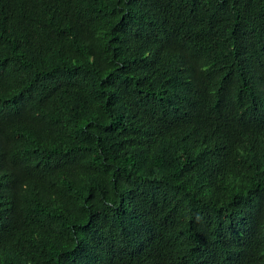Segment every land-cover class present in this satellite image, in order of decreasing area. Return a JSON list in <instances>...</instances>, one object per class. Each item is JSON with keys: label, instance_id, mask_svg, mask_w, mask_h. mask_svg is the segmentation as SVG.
I'll return each instance as SVG.
<instances>
[{"label": "trees", "instance_id": "obj_1", "mask_svg": "<svg viewBox=\"0 0 264 264\" xmlns=\"http://www.w3.org/2000/svg\"><path fill=\"white\" fill-rule=\"evenodd\" d=\"M0 264H264V0H0Z\"/></svg>", "mask_w": 264, "mask_h": 264}]
</instances>
